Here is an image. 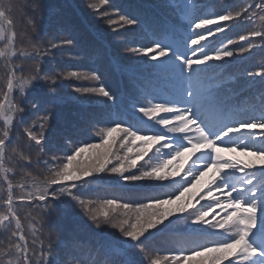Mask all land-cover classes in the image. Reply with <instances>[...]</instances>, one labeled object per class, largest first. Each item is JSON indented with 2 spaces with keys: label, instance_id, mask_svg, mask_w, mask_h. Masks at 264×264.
I'll list each match as a JSON object with an SVG mask.
<instances>
[{
  "label": "snow or ice",
  "instance_id": "obj_1",
  "mask_svg": "<svg viewBox=\"0 0 264 264\" xmlns=\"http://www.w3.org/2000/svg\"><path fill=\"white\" fill-rule=\"evenodd\" d=\"M108 2L88 6L99 10ZM167 6L180 25L166 23L157 30L138 15L116 9L114 20L112 14L103 13L110 27L135 25L141 30L139 38L144 42L127 51L139 58L145 74L135 77L139 81L133 85L135 94L118 96L96 69L66 72L64 80L100 85L73 91L106 98L98 101L105 109L100 121L110 126L96 132L99 144L86 142L80 136L84 129L74 127L64 137L62 156L48 158L46 133L37 135L31 127L19 131L18 125L25 123V103L31 104L33 112L40 108L39 100H27L39 91L38 82L57 80L55 75L42 74L41 67L54 49L75 41L67 38L46 46L33 42L34 19L27 21L30 34H18L14 16L21 5L18 0H0V246L7 241L0 250V264H66L57 246L50 241L44 246L34 226L53 213L60 215L62 209L66 212V201L77 203L97 230L107 226L119 233V238L89 248L87 255L72 250L74 264H142L136 250L148 264H264V93L247 108L239 107L236 93L226 87L231 78H223L216 71L220 65L212 63L257 47L251 42L247 47H229L239 41H264V0H234L222 12L205 10L204 0H171ZM31 8L38 9V3ZM257 17L259 28L239 35L238 40L216 39L217 34ZM247 76L260 77L264 83V68ZM17 95L23 99L17 101ZM49 95L55 96L54 87H49ZM43 119L50 127V114ZM118 140L120 147L114 152ZM120 150H126L123 156ZM221 151L254 159L226 157ZM84 153L92 154L81 159ZM138 161H143L139 167ZM210 170L213 174L199 199L178 203ZM101 174L115 175L119 187L140 193L139 198L104 199L99 208L82 199L86 190L99 183ZM200 200L205 203L197 207ZM25 209L29 210L25 218L30 216L32 221L28 236L20 217ZM215 209L219 211L212 220L206 219ZM170 231L183 233L175 240L177 246L171 254L153 258L148 254L149 242Z\"/></svg>",
  "mask_w": 264,
  "mask_h": 264
},
{
  "label": "trees",
  "instance_id": "obj_2",
  "mask_svg": "<svg viewBox=\"0 0 264 264\" xmlns=\"http://www.w3.org/2000/svg\"><path fill=\"white\" fill-rule=\"evenodd\" d=\"M33 2L38 3V9L31 8ZM92 2L98 3L99 0H18L21 8L14 16L18 34L21 32L30 34L31 26L28 25L27 21L28 19H34L37 23V33L31 34L36 37L33 42L42 43L46 46L50 42H59L67 38H74L75 41L71 46L64 45L54 49L49 62L41 67L42 74L55 75L57 80L54 84L51 81L41 80L38 82L39 91L35 95L30 94L27 100H39L40 108L38 111L33 112L31 104L25 103V123L18 125L19 131H23L25 127H31L37 135L41 131L46 133L48 158L53 155L62 156L65 150L64 137L70 134L74 127L84 129L80 136L86 142L99 144L101 139L96 135V132L102 126H110L100 121L105 109L98 101H106V98L92 94H77L73 91L74 87H99L100 85L95 81L88 80H64L62 76L66 72H91L96 69L104 78V83L118 96L122 93L125 96L129 93L135 94L133 85L139 82L135 77L145 74L141 65L137 63L139 58L127 51L128 47L137 46L144 42L139 38L143 35L141 30L135 25L126 28L119 25L110 27L103 13L112 14L114 20L118 19V16L113 14L116 9L121 14L138 15L145 24L157 30L166 23L175 25L181 23L173 15V9L167 6L171 0H109L108 3L101 5L99 10L91 9L88 6ZM204 2L208 6L205 10L222 12L234 0H204ZM246 2L251 3L253 0H246ZM259 25L260 21L257 17L253 22L244 24L241 27L232 26L230 31L226 30L224 33L217 34L216 39L220 40L227 37L238 40L239 35L247 34L252 29H258ZM209 27L215 29L216 26L210 25ZM113 28H118L119 31L114 32ZM121 36L129 38L130 42L126 43L121 40L119 38ZM249 42L257 45L251 52L233 58H226L225 61L212 62L220 65L216 71L222 73L223 78H231L226 87H230L232 92L236 93V101L241 108H247L248 103H254L255 98L264 93V83L261 82V78L247 76L249 71L264 68V48L260 47L261 44H264V41L258 38L250 39L249 41H239L229 47L231 49H238L241 46L247 47ZM49 87H54L55 96L49 95ZM56 97H61V99ZM72 97H78V99H72ZM16 98L17 101L23 99L19 95ZM245 98H247V101ZM124 103H127L126 99ZM49 114L50 127L45 124L43 119L45 115ZM158 115H163V113ZM92 120L98 122L90 125L89 121ZM42 124L44 125L43 130L41 129ZM24 140H26V137H24ZM53 144L56 145L54 149L51 147ZM112 147L114 152L117 151L120 147L119 140ZM71 150L68 149L69 153ZM93 151L98 152L102 149ZM124 151L126 150H120L119 154L123 156ZM91 154L84 153L81 159H86ZM224 156L254 159L250 156L245 157L239 153L230 152H226ZM142 163L143 161H138V167ZM131 171L136 172L137 169H131ZM213 171L210 170L209 173L201 177L178 203H186L189 199L195 203L199 199V194H202V189ZM123 183L121 182V184ZM139 196L140 193L128 192L119 187L116 184L115 175L101 174L99 183L95 184L90 190H86L81 198L93 201V206L99 208L101 201L104 199L120 197L123 200H135ZM66 203L68 205L66 212L62 209L60 215L53 213L51 216L46 217L43 222L34 225L37 228V235L44 242V246L47 247L49 241L57 246L58 253L61 258L65 259L66 264H74L71 260L72 250L77 253L83 251L87 255L89 248H97L108 239L119 238V233L107 226L97 230L77 203L67 201ZM204 203L205 200H200L196 206L199 207ZM218 211L219 209L209 211L206 219L211 221ZM28 212L29 210L25 209L20 213L21 224L26 236L30 235L28 225L32 223L30 216L27 219L25 218L28 216ZM216 219H220V216H216ZM101 231L107 235H100ZM182 234V231H170L159 235L155 240L149 242L148 254L153 258L171 254V250L177 246L175 240ZM6 246L7 241L4 240L0 250ZM155 249H159V251ZM135 254L142 264H148V260L143 253L136 250Z\"/></svg>",
  "mask_w": 264,
  "mask_h": 264
}]
</instances>
